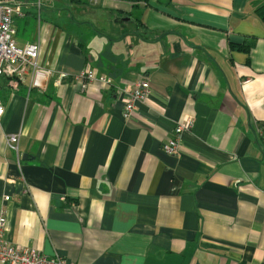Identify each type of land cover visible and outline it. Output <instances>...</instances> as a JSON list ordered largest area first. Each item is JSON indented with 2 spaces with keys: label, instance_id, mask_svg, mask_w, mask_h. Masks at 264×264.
I'll list each match as a JSON object with an SVG mask.
<instances>
[{
  "label": "crops",
  "instance_id": "1",
  "mask_svg": "<svg viewBox=\"0 0 264 264\" xmlns=\"http://www.w3.org/2000/svg\"><path fill=\"white\" fill-rule=\"evenodd\" d=\"M28 4L15 39L51 76L0 77L6 239L67 264H264V0ZM86 69L113 85L83 88Z\"/></svg>",
  "mask_w": 264,
  "mask_h": 264
},
{
  "label": "built area",
  "instance_id": "2",
  "mask_svg": "<svg viewBox=\"0 0 264 264\" xmlns=\"http://www.w3.org/2000/svg\"><path fill=\"white\" fill-rule=\"evenodd\" d=\"M52 0H35L40 10L45 4ZM29 0H0V77L15 78L25 82L30 76V87L41 88L51 76L50 71L40 68V47L37 44H29L20 47L15 39L14 18L22 15V9L29 5ZM42 10V9H41ZM75 81L82 82L83 88L88 83L101 82L107 86L113 85L109 77H99L93 70L86 69ZM152 93L150 80L141 79L133 87L121 90V99L124 105L123 116L126 121H135L138 118L137 104L146 101ZM4 114V108L0 106V117ZM194 125L193 119L178 122L169 141L164 145V151L168 155H178L180 143L184 133L190 131ZM19 137L12 136L8 139V145L18 149ZM5 197V201H9ZM7 208L0 212V264H67V262L56 257L48 259L37 249L20 247L9 242L5 235L7 232Z\"/></svg>",
  "mask_w": 264,
  "mask_h": 264
},
{
  "label": "rangeland",
  "instance_id": "3",
  "mask_svg": "<svg viewBox=\"0 0 264 264\" xmlns=\"http://www.w3.org/2000/svg\"><path fill=\"white\" fill-rule=\"evenodd\" d=\"M50 3H51V2H49L48 5H49ZM24 34H25V30H24V28L22 27L21 30H20V33H18V37H19V36H23V37H25ZM19 38H20V37H19ZM74 80H75V79H74ZM149 98H150V97H149ZM149 98H148V99H149ZM148 99H147V100H148ZM147 100H146V101H147ZM146 101H144V102H146ZM9 242H10V241H9Z\"/></svg>",
  "mask_w": 264,
  "mask_h": 264
},
{
  "label": "trees",
  "instance_id": "4",
  "mask_svg": "<svg viewBox=\"0 0 264 264\" xmlns=\"http://www.w3.org/2000/svg\"><path fill=\"white\" fill-rule=\"evenodd\" d=\"M133 1H141V0H133ZM232 48H237L238 50H245V51L248 50V49L243 48V47H235V46H232Z\"/></svg>",
  "mask_w": 264,
  "mask_h": 264
}]
</instances>
